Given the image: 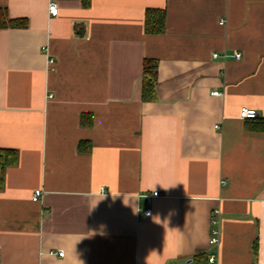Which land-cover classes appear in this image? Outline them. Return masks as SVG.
Wrapping results in <instances>:
<instances>
[{"label": "crops", "instance_id": "1", "mask_svg": "<svg viewBox=\"0 0 264 264\" xmlns=\"http://www.w3.org/2000/svg\"><path fill=\"white\" fill-rule=\"evenodd\" d=\"M89 1L0 0V264H264V0Z\"/></svg>", "mask_w": 264, "mask_h": 264}, {"label": "trees", "instance_id": "2", "mask_svg": "<svg viewBox=\"0 0 264 264\" xmlns=\"http://www.w3.org/2000/svg\"><path fill=\"white\" fill-rule=\"evenodd\" d=\"M89 0H84V6L88 7ZM28 27L27 19H13L7 10L0 8V31L6 29H25ZM166 30V12L162 9H148L145 16V31L148 35H162ZM158 62L146 59L143 63L142 101L152 103L156 101V83L158 78ZM246 130L252 133L264 134V118L247 119ZM85 126L92 124V118L86 115L82 117ZM80 152H89L91 144H79ZM19 154L16 150L0 149V191L4 189V172L8 167L18 164ZM197 264H208V258L199 256L195 258Z\"/></svg>", "mask_w": 264, "mask_h": 264}, {"label": "built area", "instance_id": "3", "mask_svg": "<svg viewBox=\"0 0 264 264\" xmlns=\"http://www.w3.org/2000/svg\"><path fill=\"white\" fill-rule=\"evenodd\" d=\"M49 12H50V14L52 16H55V17L58 16V14H59V8H58L57 4H53V3L49 4ZM222 24H223V22H221V25ZM213 57L214 58H218V55L217 54H214ZM224 58L225 59H228V55L225 54L224 55ZM234 58L236 60H240L241 59V54H239V53L235 54ZM212 95L213 96H221L222 94L220 92L216 91V92H213ZM258 116L259 115H258L257 111L256 110H253V109L244 108L240 112V118L243 119V120L255 119ZM41 194H42V192L40 190H37L35 192V195L33 196V201H35V202L38 201L39 198H40V196H41ZM144 214L149 217V216H151L152 211L149 210V209H146L144 211ZM213 215L214 216H217V215H219V212L218 211H214L213 212ZM213 224L216 225V224H218V222L214 220L213 221ZM212 232H213V236L211 238V242L210 243H211V245H217L219 243V232L220 231L219 230H214ZM64 255L65 254L63 252H58V256L59 257H63ZM208 260H209L208 261V264H217V257L214 254L212 256H210L208 258ZM187 264H195V262H194V260H189L187 262Z\"/></svg>", "mask_w": 264, "mask_h": 264}]
</instances>
